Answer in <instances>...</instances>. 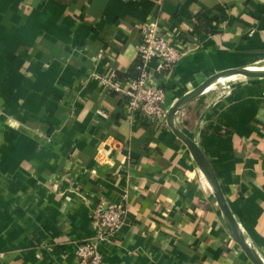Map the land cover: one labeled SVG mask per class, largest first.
Returning <instances> with one entry per match:
<instances>
[{
  "label": "crops",
  "instance_id": "1",
  "mask_svg": "<svg viewBox=\"0 0 264 264\" xmlns=\"http://www.w3.org/2000/svg\"><path fill=\"white\" fill-rule=\"evenodd\" d=\"M146 23L190 47L162 82L168 107L218 72L264 68V0H0V264H78L108 204L126 214L101 264H253L167 120L133 122L94 78L138 77ZM175 123L264 261V80L218 83Z\"/></svg>",
  "mask_w": 264,
  "mask_h": 264
},
{
  "label": "built area",
  "instance_id": "2",
  "mask_svg": "<svg viewBox=\"0 0 264 264\" xmlns=\"http://www.w3.org/2000/svg\"><path fill=\"white\" fill-rule=\"evenodd\" d=\"M137 50L138 77L127 79L124 90L115 73L109 79L98 76L94 78L106 83L113 92L124 94L125 108L133 122L145 118L165 120L168 106L162 82L190 51L189 44L178 33L170 35L162 31L158 24L146 23L142 27ZM125 214L126 209L122 204L101 206L94 214L98 233L77 248L78 264H101L99 246L114 240Z\"/></svg>",
  "mask_w": 264,
  "mask_h": 264
},
{
  "label": "water",
  "instance_id": "3",
  "mask_svg": "<svg viewBox=\"0 0 264 264\" xmlns=\"http://www.w3.org/2000/svg\"><path fill=\"white\" fill-rule=\"evenodd\" d=\"M238 78L264 80V70L252 71L247 70L246 68H238L221 71L210 76L193 90L179 98L171 107H168L166 120L173 133L187 146L194 161L196 162L204 177L206 178L208 184L210 185L216 198L217 205L224 217L226 225L233 239L240 245V247L243 249L247 257L253 264H264V261L248 242L240 226L238 225L222 192L218 179L204 153L202 152L198 144L183 131H181L175 123L176 115L189 103L200 97L201 93L204 90L209 89L210 87L218 83H224L229 80H235Z\"/></svg>",
  "mask_w": 264,
  "mask_h": 264
},
{
  "label": "trees",
  "instance_id": "4",
  "mask_svg": "<svg viewBox=\"0 0 264 264\" xmlns=\"http://www.w3.org/2000/svg\"><path fill=\"white\" fill-rule=\"evenodd\" d=\"M196 29H201L203 31L209 30V23L201 15L197 16V18H196ZM135 70H136V68L134 66L133 71H135ZM118 78L119 79H131V78H136V76H125L124 78H120L118 76Z\"/></svg>",
  "mask_w": 264,
  "mask_h": 264
},
{
  "label": "bare ground",
  "instance_id": "5",
  "mask_svg": "<svg viewBox=\"0 0 264 264\" xmlns=\"http://www.w3.org/2000/svg\"><path fill=\"white\" fill-rule=\"evenodd\" d=\"M235 69H238V68H235ZM246 69H247V70H252V71H260V70H264V68H260V67H258V68L246 67ZM207 90H208V89L204 90V91L201 93V95L204 94Z\"/></svg>",
  "mask_w": 264,
  "mask_h": 264
}]
</instances>
